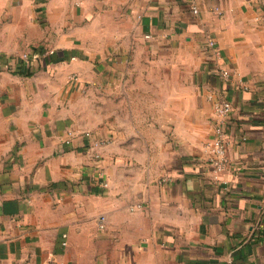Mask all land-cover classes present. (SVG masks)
<instances>
[{
	"label": "crops",
	"instance_id": "0c3cea01",
	"mask_svg": "<svg viewBox=\"0 0 264 264\" xmlns=\"http://www.w3.org/2000/svg\"><path fill=\"white\" fill-rule=\"evenodd\" d=\"M196 3L0 0V264H264V0Z\"/></svg>",
	"mask_w": 264,
	"mask_h": 264
},
{
	"label": "built area",
	"instance_id": "2783aa9c",
	"mask_svg": "<svg viewBox=\"0 0 264 264\" xmlns=\"http://www.w3.org/2000/svg\"><path fill=\"white\" fill-rule=\"evenodd\" d=\"M188 2L191 4L192 9L194 12H198L199 8L197 6L196 0H188ZM219 13V9H217ZM209 44L211 46H215L216 42L211 39L209 41ZM55 54V48L47 45L46 43H39L36 45H32L28 49L21 52L19 55L20 60L26 64V65H33L40 59H44L50 55ZM221 75L226 78L227 80L230 79V72L226 69H223L220 71ZM233 111V104L228 99H221L218 102L215 103V113H216V120H215V137L212 141L207 143V147L211 150L213 156L210 158V161L215 166V169L217 171H222L224 167L226 166V149L228 146V137H229V131H228V125L230 121V117ZM69 138L66 140L67 144H71L73 141V138L76 136L74 130H69ZM84 134L88 137L92 136V133L90 131H85ZM103 144V140L99 139H93L91 145L92 151H93V157L95 159H100L102 157L101 152L98 150V147ZM99 177L102 178L101 183L104 186H107L108 181L107 177L104 176L100 171L97 173ZM104 216H100L101 222L104 220Z\"/></svg>",
	"mask_w": 264,
	"mask_h": 264
},
{
	"label": "trees",
	"instance_id": "16d2710c",
	"mask_svg": "<svg viewBox=\"0 0 264 264\" xmlns=\"http://www.w3.org/2000/svg\"><path fill=\"white\" fill-rule=\"evenodd\" d=\"M46 58H47V59H48V58L53 59V58H54V54H53V55H50V56H48V57H46ZM46 58H45V59H46Z\"/></svg>",
	"mask_w": 264,
	"mask_h": 264
}]
</instances>
